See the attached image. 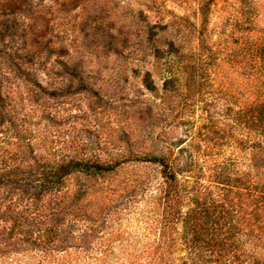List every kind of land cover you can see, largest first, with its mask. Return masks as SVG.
<instances>
[{
  "label": "trees",
  "instance_id": "obj_1",
  "mask_svg": "<svg viewBox=\"0 0 264 264\" xmlns=\"http://www.w3.org/2000/svg\"><path fill=\"white\" fill-rule=\"evenodd\" d=\"M193 1L184 68L208 109L188 152L103 151L17 108L19 93L0 95V264L100 261L93 239L131 203L149 237L131 264H264V3L230 0L211 24L215 0ZM140 166L152 172L124 173Z\"/></svg>",
  "mask_w": 264,
  "mask_h": 264
},
{
  "label": "rangeland",
  "instance_id": "obj_2",
  "mask_svg": "<svg viewBox=\"0 0 264 264\" xmlns=\"http://www.w3.org/2000/svg\"><path fill=\"white\" fill-rule=\"evenodd\" d=\"M4 1L0 95L19 93L26 105L17 108L23 112L31 108L37 120L53 119L67 140L106 141L100 148L115 153L167 147L188 152L204 134L208 98L189 94L194 87L184 68L187 47L196 43L193 0ZM229 1L215 0L211 24L227 14ZM178 45L182 60L173 51ZM134 172L152 170L140 166L124 173ZM142 207L131 203L112 215L105 232L93 239L107 248L106 257L87 264L134 260L128 256L149 241L136 213Z\"/></svg>",
  "mask_w": 264,
  "mask_h": 264
}]
</instances>
